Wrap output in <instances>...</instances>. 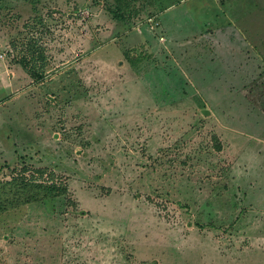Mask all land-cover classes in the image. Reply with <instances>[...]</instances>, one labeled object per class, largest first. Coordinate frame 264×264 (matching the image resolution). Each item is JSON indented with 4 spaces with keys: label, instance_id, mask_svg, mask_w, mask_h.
<instances>
[{
    "label": "rangeland",
    "instance_id": "obj_1",
    "mask_svg": "<svg viewBox=\"0 0 264 264\" xmlns=\"http://www.w3.org/2000/svg\"><path fill=\"white\" fill-rule=\"evenodd\" d=\"M119 4L0 0V264H264V0Z\"/></svg>",
    "mask_w": 264,
    "mask_h": 264
},
{
    "label": "trees",
    "instance_id": "obj_2",
    "mask_svg": "<svg viewBox=\"0 0 264 264\" xmlns=\"http://www.w3.org/2000/svg\"><path fill=\"white\" fill-rule=\"evenodd\" d=\"M119 5H127L132 0H115ZM127 2V3H126ZM44 186L29 180H21L12 178L9 181L0 182V210L5 209L11 202V199L17 198L21 194H25L27 201L35 200L40 190L45 191ZM47 190H50L47 188ZM34 191V193L32 192ZM32 192V193H31ZM29 194V195H26Z\"/></svg>",
    "mask_w": 264,
    "mask_h": 264
},
{
    "label": "water",
    "instance_id": "obj_3",
    "mask_svg": "<svg viewBox=\"0 0 264 264\" xmlns=\"http://www.w3.org/2000/svg\"><path fill=\"white\" fill-rule=\"evenodd\" d=\"M207 112V111H206Z\"/></svg>",
    "mask_w": 264,
    "mask_h": 264
}]
</instances>
